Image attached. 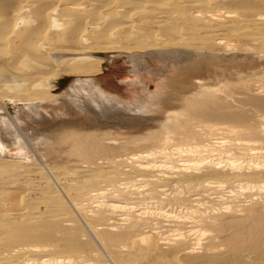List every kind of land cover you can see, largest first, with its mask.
I'll return each mask as SVG.
<instances>
[{"label": "bare ground", "instance_id": "1", "mask_svg": "<svg viewBox=\"0 0 264 264\" xmlns=\"http://www.w3.org/2000/svg\"><path fill=\"white\" fill-rule=\"evenodd\" d=\"M117 54L190 66L158 131L70 83ZM83 85L89 124H21ZM0 264H264V0H0Z\"/></svg>", "mask_w": 264, "mask_h": 264}, {"label": "rangeland", "instance_id": "2", "mask_svg": "<svg viewBox=\"0 0 264 264\" xmlns=\"http://www.w3.org/2000/svg\"><path fill=\"white\" fill-rule=\"evenodd\" d=\"M110 57H112V59L114 58L115 60L111 59L112 60L111 63L109 62L107 65H104L101 68L99 75H96V77L87 75L81 77L83 81L82 80L77 81V79L73 78L72 79L73 82L72 81L69 82L72 84V86H75L80 81L86 83L94 78L95 80H97V82L99 81L98 85L100 84L99 86L104 91L107 92L106 98L109 99L113 98L121 106H125V108L130 107L136 110L139 107L144 106L143 107L144 109L147 107L146 109L151 110V112L149 111L146 112V114H142V117L139 115V121L137 122V124L133 125L124 133L116 132L115 130L112 131L111 132L112 135H110L112 138H116L117 136H119V138L142 137L149 132L158 131L161 125L162 127L166 126L169 123L168 120H170L167 117L168 115H170V112H179V113L182 112L180 106L177 107L178 104L176 103V101L181 94V90L179 88H181L180 83L182 81V77L184 79L185 78L189 79L190 75L187 74L185 70L180 72L179 69L177 68H180L182 66H185V68H189L190 66L181 62L175 63V61L172 62L161 59L154 60L147 58L142 64L140 70H136L133 62L129 60L127 56L124 55L119 56V54H117V55H110ZM230 64H231L230 60L225 61V66H230ZM194 73L196 75L195 74L192 75L193 76L195 75L194 78H197L199 74V70L198 69L195 70ZM204 75H205L204 78L205 79L207 78L206 79L207 81H210L211 83L213 82V84H216V82H218L216 78L213 77L210 78L208 74L205 73ZM222 80H223L222 78L219 80L221 88L219 84L213 85V87L216 89L220 88V90L222 91V88H224L222 86H225L226 79H224L223 81ZM234 84L235 86L233 91V89L231 88L233 87L232 85ZM227 85H229L227 87H230L229 88L230 90L228 89L229 92H227L226 89L227 87L224 88L225 90H223V92L225 91L227 92L226 95L232 96L233 98H230L231 100L234 99L239 102L243 101V95L240 93L241 91L238 92L239 91L237 90L238 88H235L237 87L236 82L232 83L230 81V84L227 83ZM71 88L62 89L60 91L59 97L60 99H62V101L60 100L58 104H51V105L43 104L45 106L40 105L33 112H29V111L24 112L23 115L26 121L21 120L20 121L21 124L23 123L24 126L28 125L29 126L28 128L33 130L37 127L49 128L51 126H56L66 121L75 122L77 124L83 123L84 125L92 122V119H94V113L93 110L90 108L93 100V99L91 100V98L96 96L98 99L99 95L96 93L97 91L95 92V90H93V85L92 86L83 85L81 87L77 86L78 89L74 91L73 90L71 91ZM189 92L190 93H188V95H191L194 92V90H190ZM155 94L156 96L162 98V104L157 105L158 108H156V111L153 110L154 107H148L151 104V102L154 100L153 98ZM81 104H83V106ZM80 107L82 109H80ZM165 115L168 119L167 120L168 122L166 121ZM170 116H171L170 118L173 119L172 117L175 118L176 114H172ZM30 118H32L35 121L31 120ZM42 118H44L45 122L43 124L40 123L39 125L38 120ZM27 120H29L30 122L29 124H26L28 123ZM164 123L166 125H163ZM15 154H17L16 151L10 150V155H15ZM5 199L6 197H2L3 201H5ZM6 203L7 202H5L4 204V208L8 207L9 209V206ZM12 213H16V211H13Z\"/></svg>", "mask_w": 264, "mask_h": 264}]
</instances>
